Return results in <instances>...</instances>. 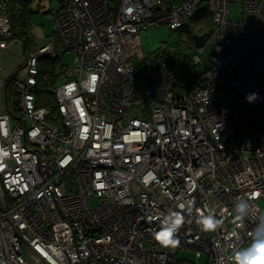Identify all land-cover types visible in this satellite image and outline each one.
<instances>
[{"label": "built area", "instance_id": "built-area-1", "mask_svg": "<svg viewBox=\"0 0 264 264\" xmlns=\"http://www.w3.org/2000/svg\"><path fill=\"white\" fill-rule=\"evenodd\" d=\"M8 1L0 50L12 37ZM58 1L56 38L73 54L55 89L58 124L34 94L55 40L14 72L0 66V264H194L186 249L232 264L257 223L253 214L237 227V198L264 211V0ZM202 7L216 51L177 93L166 60L143 73L130 45L149 25L178 29ZM209 211L223 221L214 232L198 223ZM169 212L185 217L176 247L156 240Z\"/></svg>", "mask_w": 264, "mask_h": 264}, {"label": "rangeland", "instance_id": "rangeland-1", "mask_svg": "<svg viewBox=\"0 0 264 264\" xmlns=\"http://www.w3.org/2000/svg\"><path fill=\"white\" fill-rule=\"evenodd\" d=\"M179 2L180 0H165L161 6L164 9L170 4ZM59 6L58 0H32L31 7L35 12L31 14L27 24L28 38L26 46H23L22 41L12 34L7 47L0 50V66L4 68L5 72H14L22 67L25 54L51 40H55L57 44V55L60 62L65 66H70L73 63L72 52L60 47L53 26L52 17ZM239 17V5L236 2H231L229 5V18L239 19ZM186 39L187 33L180 29L171 30L167 25H149L145 30L140 31L130 45L132 50V44L135 42L132 60L138 69L144 73L155 68L157 59L153 52L158 48L173 50L179 47L181 54L177 58L178 64L181 66L192 65V69L194 68V71L199 73L207 68L209 54L216 51V46L207 41L201 49H197L194 44L187 46ZM140 52L144 56L141 62L138 59ZM194 58L199 59L198 64H194ZM64 80L65 77L62 76L61 82ZM185 251V256L191 263H205L206 255L203 251L195 249H186Z\"/></svg>", "mask_w": 264, "mask_h": 264}, {"label": "trees", "instance_id": "trees-1", "mask_svg": "<svg viewBox=\"0 0 264 264\" xmlns=\"http://www.w3.org/2000/svg\"><path fill=\"white\" fill-rule=\"evenodd\" d=\"M31 2L32 0H9L7 5L12 34L22 41L23 46H26L28 38L27 24L31 14L35 12L31 7ZM211 27V15L205 7H202L198 13L193 15L178 29L187 33L185 43L187 46H190L193 44L192 34L194 32L202 33ZM180 54L179 47L173 50L158 48L153 52V55L157 59L156 65L166 60L168 69L173 74L177 93L187 90L191 84L192 77L195 73L197 74L194 68L192 69V65L181 66L178 64L177 58ZM62 76L66 79V66L60 62L57 54L55 57L42 56L39 58L37 82L34 87L36 104L40 107L48 108L50 114L47 120L56 124L59 122V114L57 113L55 89L61 83ZM9 88L11 89L10 84Z\"/></svg>", "mask_w": 264, "mask_h": 264}, {"label": "clouds", "instance_id": "clouds-1", "mask_svg": "<svg viewBox=\"0 0 264 264\" xmlns=\"http://www.w3.org/2000/svg\"><path fill=\"white\" fill-rule=\"evenodd\" d=\"M90 79L93 82V89L101 82L100 76L96 73L91 74ZM257 95V93L247 95L246 100L252 102L257 98ZM259 196L260 193L257 192L256 197ZM251 199L252 197H238L235 203V219L240 222L237 227H243L244 220L253 214H255L257 223L250 233V243L233 253L232 264H264V211L257 208L253 213ZM198 223L205 232H214L221 227L223 221L217 219L214 213L209 211L206 215L201 213ZM184 224L185 217L180 212H169L156 236L157 242L164 247L179 246L180 240L177 238V233Z\"/></svg>", "mask_w": 264, "mask_h": 264}, {"label": "water", "instance_id": "water-1", "mask_svg": "<svg viewBox=\"0 0 264 264\" xmlns=\"http://www.w3.org/2000/svg\"><path fill=\"white\" fill-rule=\"evenodd\" d=\"M213 32V28L211 27L209 30L202 33H193V44L197 49H201L202 46L208 41L210 35ZM16 102V100H15Z\"/></svg>", "mask_w": 264, "mask_h": 264}, {"label": "flooded vegetation", "instance_id": "flooded-vegetation-1", "mask_svg": "<svg viewBox=\"0 0 264 264\" xmlns=\"http://www.w3.org/2000/svg\"><path fill=\"white\" fill-rule=\"evenodd\" d=\"M140 53H141V52H140ZM140 53H139V54H140ZM141 55H142V59H140V56H138V59L140 60V62L143 61V59H144V56H143L142 53H141Z\"/></svg>", "mask_w": 264, "mask_h": 264}]
</instances>
